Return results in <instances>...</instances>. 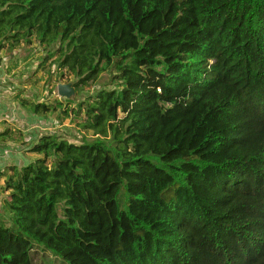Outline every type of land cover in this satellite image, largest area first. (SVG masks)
I'll return each mask as SVG.
<instances>
[{
	"label": "trees",
	"instance_id": "obj_1",
	"mask_svg": "<svg viewBox=\"0 0 264 264\" xmlns=\"http://www.w3.org/2000/svg\"><path fill=\"white\" fill-rule=\"evenodd\" d=\"M31 35L113 87L7 165L0 264H264V0H0Z\"/></svg>",
	"mask_w": 264,
	"mask_h": 264
},
{
	"label": "rangeland",
	"instance_id": "obj_2",
	"mask_svg": "<svg viewBox=\"0 0 264 264\" xmlns=\"http://www.w3.org/2000/svg\"><path fill=\"white\" fill-rule=\"evenodd\" d=\"M57 43L50 45L39 44L36 37L31 35L29 42L19 38L18 41L4 39L0 37V84L7 85L6 88L12 98L17 99L19 103H24L28 109H31V104L34 102H42L51 106L50 118L47 115L49 124L42 122L39 126H47L49 129H41L55 134L58 137H65L71 142H80L84 139L89 140L95 137L91 131L82 130L76 126L75 121L82 119V113H75V108L78 102L91 97L95 92L102 88L113 87V82L110 81L112 72H101L94 81L86 84H79L74 87L72 85L75 80L72 74L68 73L64 67H58L55 49ZM59 83H69L73 87V94L69 97L59 96L57 94V85ZM23 100V102H21ZM29 129L24 132L23 138L18 134L19 130L14 132V149H10L9 155L3 151L0 152L5 158L3 161H8L11 165L13 161L8 160V157L16 155L15 150L19 143L25 144L24 147H19L22 157L28 159L34 158L36 155L26 153V146L34 140V134ZM22 133V132H21ZM22 138V141L20 140ZM16 147V148H15ZM15 152V153H14ZM19 153V154H20ZM1 158V157H0ZM19 163L23 161L18 157ZM9 170L3 162L0 166V220L9 224V215L5 212L2 200L5 198L8 190L5 189V180ZM123 192V189L120 190ZM118 196L119 203L123 201V195ZM41 251H37L34 255V260L39 262Z\"/></svg>",
	"mask_w": 264,
	"mask_h": 264
},
{
	"label": "crops",
	"instance_id": "obj_3",
	"mask_svg": "<svg viewBox=\"0 0 264 264\" xmlns=\"http://www.w3.org/2000/svg\"><path fill=\"white\" fill-rule=\"evenodd\" d=\"M2 81L0 80V83ZM7 85L0 84V152L3 151L6 153V155H9L10 149H14L12 145H15L16 142H14V137L12 131H15L16 129L19 130L18 134L23 138L25 135L24 132H26L25 127L28 125H32L34 123L41 124L42 122H45L46 124H49L47 122L50 118V111H46L44 113L41 112H33L32 109H28L27 106L23 103H19L17 99L12 98L13 96H10V93L7 88ZM23 102V100H21ZM48 116L45 118V116ZM47 121V122H46ZM50 125V124H49ZM32 133H35L33 136L35 137L34 140H36L40 135L46 133L41 132L45 130H41L40 128L33 127ZM29 130H27L28 133ZM50 131V130H48ZM22 132V133H21ZM22 138L20 139L22 141ZM33 140V141H34ZM24 147L25 144L19 143L16 147ZM15 147V148H16ZM18 147V151L16 152V155L8 157V160H12L15 165H20L22 162L19 163L18 157L21 159H24L21 155V150ZM6 151V152H5ZM15 153V152H14ZM20 153V154H19ZM30 153V152H26ZM34 154V153H32ZM37 156V154H35ZM0 166H3V162L5 165H8V161H3L5 158L4 156L0 154Z\"/></svg>",
	"mask_w": 264,
	"mask_h": 264
},
{
	"label": "water",
	"instance_id": "obj_4",
	"mask_svg": "<svg viewBox=\"0 0 264 264\" xmlns=\"http://www.w3.org/2000/svg\"><path fill=\"white\" fill-rule=\"evenodd\" d=\"M56 91L59 96L69 97L73 94V87L69 83H59Z\"/></svg>",
	"mask_w": 264,
	"mask_h": 264
},
{
	"label": "built area",
	"instance_id": "obj_5",
	"mask_svg": "<svg viewBox=\"0 0 264 264\" xmlns=\"http://www.w3.org/2000/svg\"><path fill=\"white\" fill-rule=\"evenodd\" d=\"M33 127H37V128H40V129H49V127H47V126H39L38 124L34 123V124H32V125H28V126H26V127H25V130H29V129L33 128ZM49 132L52 133V131H49ZM5 152H6V151H5Z\"/></svg>",
	"mask_w": 264,
	"mask_h": 264
}]
</instances>
